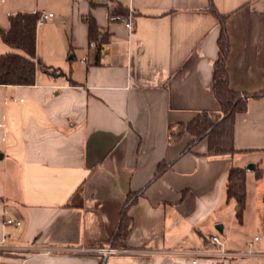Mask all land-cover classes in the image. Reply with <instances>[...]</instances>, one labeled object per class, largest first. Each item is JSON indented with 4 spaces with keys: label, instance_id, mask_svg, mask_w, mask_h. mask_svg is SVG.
Wrapping results in <instances>:
<instances>
[{
    "label": "crops",
    "instance_id": "obj_1",
    "mask_svg": "<svg viewBox=\"0 0 264 264\" xmlns=\"http://www.w3.org/2000/svg\"><path fill=\"white\" fill-rule=\"evenodd\" d=\"M211 2L228 15L231 87L263 90L264 0H0L5 30L12 14L54 13L38 26L37 57L62 73L39 69L33 85H0L2 264H264V96L237 114L233 154L209 155L203 139L181 155L188 134L169 142L172 126L220 109L213 93L220 26ZM118 3L134 16L133 30L128 17L111 20ZM87 16L107 38L99 58ZM9 52L23 53L0 37V54ZM162 162L173 164L154 179ZM233 168L257 177V240L224 221ZM143 188L119 246L136 251L81 252L110 245L127 194ZM212 235L248 254L184 253L215 250Z\"/></svg>",
    "mask_w": 264,
    "mask_h": 264
},
{
    "label": "trees",
    "instance_id": "obj_2",
    "mask_svg": "<svg viewBox=\"0 0 264 264\" xmlns=\"http://www.w3.org/2000/svg\"><path fill=\"white\" fill-rule=\"evenodd\" d=\"M92 4L96 5L93 2ZM209 11L217 18L220 26L218 58L214 63L213 78V93L220 109L219 111L200 112L190 122L178 123L170 128L169 142L171 143L179 142L187 134L191 136V140L181 155L192 151L193 147L203 139L208 140L209 155L235 153L234 133L237 114L248 110V103L251 98L264 96V89L255 93H247L234 90L231 87L227 67L230 53V36L227 27L228 15L220 13L213 2H211ZM130 13L127 7L118 3L111 10V20H119L123 16L129 17ZM39 16L40 12H18L10 15V27L8 30L0 27L1 39L9 46L23 51V53L9 52L0 54V85H33L36 82L39 69L52 75L62 74L60 71H52L50 67L42 65L37 57V21ZM85 20L89 24L90 40L97 42V58H99L101 45L107 38L101 33L92 16L85 17ZM172 164L173 162L160 163L154 179L163 174ZM261 175L260 172L257 173L258 177ZM145 189L131 191L127 194L118 227L109 238L110 245H123V241L127 238L132 224L129 210L139 197L144 194ZM227 195L230 199L236 201L237 217L241 220L246 204V174L243 169H231L227 182Z\"/></svg>",
    "mask_w": 264,
    "mask_h": 264
},
{
    "label": "built area",
    "instance_id": "obj_3",
    "mask_svg": "<svg viewBox=\"0 0 264 264\" xmlns=\"http://www.w3.org/2000/svg\"><path fill=\"white\" fill-rule=\"evenodd\" d=\"M53 17H54V13L43 11L40 13V16H39L38 21H37V25L42 26L48 20H50ZM126 27L129 30L134 29L135 18L133 15H130L127 18ZM5 223L8 225H13V224L19 225L20 224V222L15 221L13 218H8L5 221ZM255 239L257 240V239H259V237L256 236ZM6 240H7V237H4L0 241V246H1V243L5 242ZM211 241L217 246V248L215 250H209L208 249V250H204V251H184V253H186V254H200L201 253L203 255H217V256L222 257V258H232V257H238V256H243L245 254H248L246 252L225 249L223 246V242L218 235H212ZM252 244H253V242L250 243V246H252ZM48 250H50V249H48ZM79 250L81 252L96 253V254H99L101 256L121 254L124 252L133 251V250L136 251L135 249H131V248H127V247L112 246V245L98 246V247H96V246L95 247L81 246V247H79ZM138 250H141V249H138ZM142 250H144V249H142ZM194 262H196V260H194Z\"/></svg>",
    "mask_w": 264,
    "mask_h": 264
},
{
    "label": "rangeland",
    "instance_id": "obj_4",
    "mask_svg": "<svg viewBox=\"0 0 264 264\" xmlns=\"http://www.w3.org/2000/svg\"><path fill=\"white\" fill-rule=\"evenodd\" d=\"M262 167L264 169V165H262ZM263 178H264V175H263ZM256 181H257V177L255 174L249 173L246 176V204H245V208L243 211V218L241 222L239 221L238 218L232 215V212L234 210L233 208L234 199L231 200L230 207H228V211L226 212V215L224 217V221L227 226H229V221L231 219L235 221L236 226H239L238 229L242 231L241 235L246 240L254 239L256 234H258L257 228L254 225L255 203L257 202V198H258L257 194L259 193L258 188L256 186ZM263 194H264V189H263ZM262 201H263L262 203H264V195H263ZM231 207H232V211H231ZM260 236H264V234L260 233L259 237ZM0 264H2L1 258H0Z\"/></svg>",
    "mask_w": 264,
    "mask_h": 264
},
{
    "label": "water",
    "instance_id": "obj_5",
    "mask_svg": "<svg viewBox=\"0 0 264 264\" xmlns=\"http://www.w3.org/2000/svg\"><path fill=\"white\" fill-rule=\"evenodd\" d=\"M0 158H3V153H0ZM248 168L251 169V170H254V169H255V164H253V163L249 164V165H248ZM217 228H218L219 230H223V225H222V224H219V225L217 226Z\"/></svg>",
    "mask_w": 264,
    "mask_h": 264
}]
</instances>
